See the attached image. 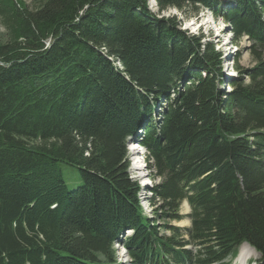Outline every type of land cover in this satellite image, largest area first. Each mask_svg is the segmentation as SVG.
<instances>
[{"label":"trees","instance_id":"obj_1","mask_svg":"<svg viewBox=\"0 0 264 264\" xmlns=\"http://www.w3.org/2000/svg\"><path fill=\"white\" fill-rule=\"evenodd\" d=\"M155 4L0 0V264H117L131 230V264H230L243 243L264 259V0ZM170 7L211 10L253 64L226 76ZM137 132L161 179L152 218L129 174ZM183 201L189 226L166 223Z\"/></svg>","mask_w":264,"mask_h":264},{"label":"rangeland","instance_id":"obj_2","mask_svg":"<svg viewBox=\"0 0 264 264\" xmlns=\"http://www.w3.org/2000/svg\"><path fill=\"white\" fill-rule=\"evenodd\" d=\"M148 4H149V9L156 13L157 10H156L155 0H148ZM188 11H189V14H188L189 16L186 17L185 14L181 12L179 9L175 7H170L164 10L159 16H165V17L175 16L177 20L181 22L180 27L184 30H187L188 33L198 34L202 32L205 36H208V39L213 40V42L215 43L218 42L219 43L218 47L224 53L223 57L225 58L226 55L228 56V58L224 59V62H223V71L227 75H232V76L236 75L235 70L233 69V67L235 66V62L233 60L234 58H236V56H238V64L243 68L249 67L253 64L248 54V51H247V47L249 46V41L246 40V38L245 39L242 38L239 44L236 46L232 42L228 34L229 28L226 27L228 25L225 24V22H223L222 18L215 17V16L212 17V14L209 13V11H206L204 9H198L195 12L191 8ZM6 38H7V30L0 17V41L5 40ZM231 42L233 43V47L231 46ZM222 88H225L226 90L229 89L227 84H223ZM156 112H161V105L157 107ZM140 155H142V161H144L143 154L141 153ZM131 157L132 155L129 153V160H132ZM141 165L143 166L142 163L138 164V163L131 162L130 170L132 169V170H135L136 173H139L140 172L139 169L141 168ZM63 175H64L65 182L69 188H73L80 183L79 171L76 167L63 165ZM132 177L134 176L132 175ZM147 178H148L147 171H145L143 174L139 176L138 181L140 183L143 181L142 183L145 184V182L146 183L148 182ZM156 181H159V178H156ZM154 182H150V185L152 186ZM140 196L141 197H139L138 195V197L141 198L140 204L142 203L141 205H142L143 210L144 211L146 210L145 214L148 217L153 216L152 211H150L151 207H149L144 195L141 194ZM189 212H190V208L188 207L187 203L184 201L181 203L180 209H179V214L182 215L183 217L180 220H167L166 223H169L171 225H176L179 227H188L190 224V221L186 215ZM160 223H164V222L160 221ZM130 232L127 235H130ZM162 232L168 233V231L165 230L164 228H162ZM253 250L254 252L252 256L249 258L250 260L247 259L245 263H241V264H263V262H260L261 261L260 254L255 249ZM124 254L127 255V253H124ZM126 255L124 258L121 256L120 251L116 252V256L118 258V260L116 259L117 264H131L130 258L128 256H127L128 258H126ZM255 259H259V260L257 261ZM230 264H240V263L236 259L232 258V261L230 262Z\"/></svg>","mask_w":264,"mask_h":264},{"label":"bare ground","instance_id":"obj_3","mask_svg":"<svg viewBox=\"0 0 264 264\" xmlns=\"http://www.w3.org/2000/svg\"><path fill=\"white\" fill-rule=\"evenodd\" d=\"M25 2V1H24ZM31 9V8H30ZM225 10V9H224ZM9 28V27H8ZM181 28V27H180ZM184 30V29H183ZM223 84V83H222ZM160 104V103H159ZM159 121V119H157V122ZM138 134L137 135H139V133L140 132H137ZM136 135V136H137ZM135 137V136H134ZM134 137H132V135L131 136H129V140L130 139H132V138H134ZM137 146V145H136ZM136 146H134V147H136ZM133 147V148H134ZM137 149H134V150H136V152L139 154V156H140V159H142V155H140L141 153L143 154V158H144V154H145V150L142 148V147H136ZM134 159H136V161H138L139 160V158L137 157V158H135V155H134ZM122 171V170H121ZM60 175V174H59ZM130 176H131V178H133L132 177V175L130 174ZM146 183V182H145ZM138 185V184H137ZM141 197V196H140ZM145 197V196H144ZM156 205V204H155ZM132 231V230H131ZM130 231H126L124 234H122L121 236H123V235H127L128 233H129ZM253 252H254V250H253V248L249 245V244H247V243H244V244H242L241 246H240V248H239V250H238V254H237V259L238 260H240L241 261V263H244L245 261H247V259H249L251 256H252V254H253ZM250 260V259H249ZM248 260V261H249Z\"/></svg>","mask_w":264,"mask_h":264}]
</instances>
